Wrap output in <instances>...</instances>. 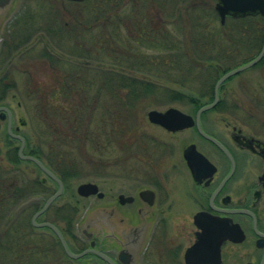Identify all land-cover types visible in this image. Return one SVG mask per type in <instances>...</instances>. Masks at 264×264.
<instances>
[{
    "label": "flooded vegetation",
    "instance_id": "obj_1",
    "mask_svg": "<svg viewBox=\"0 0 264 264\" xmlns=\"http://www.w3.org/2000/svg\"><path fill=\"white\" fill-rule=\"evenodd\" d=\"M25 2L10 0L0 6V128L3 129L0 162L4 158L9 163L0 164V264H264V214H261L264 210V139L255 134L264 135V120H260L257 130L249 122L255 120L252 113H247L244 123L253 131L249 132L236 127L230 118L222 117L225 128L228 130L230 126L224 136V129L215 133L207 122L210 126L211 122L217 124L216 115L225 112L230 116L234 106L213 105L203 110L199 115L201 131L224 146L228 156L200 133L195 124L171 131L149 122L146 117L149 123L171 135L184 129L192 132V138L181 141L178 165L167 164L164 159H168L166 156L172 148L137 120L128 142L119 141L117 145L125 155L138 157L149 165L125 169L119 166L118 170L125 171L114 176L104 175L100 182L81 181L93 183L96 188L79 193L77 186L81 182L75 183L76 169L59 165L55 153H42L36 143L30 145L29 137L20 133L17 125L24 121L14 117L8 103L14 97L11 92L14 71L26 72L31 82L29 89L42 91L41 82L32 73L39 72L44 58L49 63L58 61L54 58L59 54L53 48L59 46V40H64L58 38V8L53 3L42 7L28 6ZM118 9L135 11L138 7ZM74 24L67 28L69 36L77 33ZM76 24L84 29L90 25ZM72 38L69 39L77 44L74 49H78L81 43ZM36 45L37 49L33 47L29 52ZM95 46L102 47L101 43ZM32 51L35 53L31 54ZM102 71L105 75L106 70ZM105 82L106 78L99 85L105 88ZM51 89L57 98L59 90L65 87L56 83ZM111 103L114 107H135L122 101ZM260 106L264 112V105ZM196 109L188 113L194 116ZM208 112L216 113L210 121L205 115ZM15 135L23 139L22 156L36 158L59 182L33 160L19 156L20 139ZM201 142L211 146L210 153ZM191 145L213 166L204 169L202 175H196L186 164L184 154ZM131 150L133 154L129 153ZM238 151L248 165L251 158L256 159L261 165L260 171L248 170L245 176L237 175ZM103 168L95 167L93 173ZM236 180L242 182L236 184ZM198 212L205 220L228 226L205 231V237L200 238L203 231L194 222ZM233 223L240 231L230 226ZM236 234H240L238 239H234Z\"/></svg>",
    "mask_w": 264,
    "mask_h": 264
},
{
    "label": "rangeland",
    "instance_id": "obj_2",
    "mask_svg": "<svg viewBox=\"0 0 264 264\" xmlns=\"http://www.w3.org/2000/svg\"><path fill=\"white\" fill-rule=\"evenodd\" d=\"M116 1L112 0L111 3L116 4ZM174 1L175 4L170 7L169 19L171 22L165 21L161 27L167 32L165 38L168 39L167 41L160 39L163 45L168 48L162 50L160 47H152V43L148 41L143 43L139 41V45L136 44L137 42L135 43L133 37L139 27H136L134 22L131 21L132 19L128 17L130 14L127 13V9L118 10L120 6L106 5L104 6L105 14L99 15L98 10L93 13L90 10L88 12V6L83 1L26 0L25 3L28 6L46 7L53 3L58 8V27L60 28L58 38H64V40H59V46L53 48L55 53L59 54L56 57L57 59L54 58L58 61L49 63L44 58L39 72L32 73V76H35L41 82L42 91L37 92L29 89L31 88V82H29L30 79L26 72L14 71L11 74L14 85L11 92L14 97L8 103L12 107L14 117L16 119L20 117L24 121V124L17 125L19 126V132L25 133L29 137L30 145L34 146L36 143V147L39 146L44 154L46 152L49 155L52 152L57 154L60 151L62 155L67 156L73 169L78 172L77 177L74 179L75 183L89 179L100 182V177L102 178L104 175L114 176L116 172L125 171L118 170L117 167L119 166L125 169L126 167H145L149 165L142 162L138 157L130 156V154L125 155V151L122 152L123 148L117 145L121 140L108 137L107 129L113 120L110 118L113 117V113L118 112V108L113 106L111 103L113 100L109 95H106L107 88L99 85V82L106 78L104 76L107 74L106 72L105 75H102V70L110 69L114 71L117 69L119 75H124L136 82L135 89L138 91V97L133 103L135 109L131 111L134 113L131 115V112H129L127 118L118 116L116 123L129 126L132 132V126L138 120L141 126L148 129L150 134L160 142L167 143L170 146L169 149L172 148L169 155L166 156L168 159H164L167 164L178 165L181 141L192 138V132L189 129H184L174 135L165 133L158 126L147 121L146 110L149 108L163 110L165 107L173 105L184 112H190L191 104L188 98L184 97L185 95L191 94L197 98L200 97V101H207L205 99L207 85L201 82L203 77L207 75L205 71L207 62H203L204 58L216 61L217 65L222 64L224 67L229 68L233 63H240L249 59L257 51L255 47L231 42V39H229L231 29L227 25V29L220 27L225 23L228 16L224 18L223 23L219 22L213 9L216 0ZM124 2L121 5L122 7L129 6L131 3L135 6L147 7L149 5V0H124ZM192 4L196 6L197 11L195 9L194 12L187 11L193 8ZM181 8L182 12L185 13L176 14L180 13ZM155 9L156 7L148 9L151 11L150 14L154 12L152 14V24L154 26L158 25L161 19L164 21L161 14V19L156 16L155 13L159 12H155ZM180 16H182L183 21L179 19ZM93 18L95 22L92 23ZM137 18L139 21L143 16L140 15ZM77 21L84 23V25H90L84 29L83 26L76 24ZM71 23H75L73 27L77 31L74 36H69L66 33L68 32L67 28L71 27ZM145 27L147 29V25ZM65 30L67 31L65 32ZM232 32L235 33V29H232ZM225 34H228L229 37H225ZM70 37L77 38L81 43L78 49H74L77 44L75 40L69 39ZM91 39L95 42L101 40L102 47H93ZM207 39L215 43H213V46L211 44L201 50L203 46L198 45V43L207 44ZM37 46L29 48V52L33 47L37 49ZM218 46L226 50L221 58L216 54ZM199 50L202 53H199ZM34 53L32 51L31 54ZM189 55H191L190 58ZM132 60L134 64L131 67ZM113 62L119 63L115 64ZM31 68L34 70L33 66ZM56 83L59 86L64 85L68 91L71 88L70 93L72 96L64 93L67 92L65 89L59 90L62 94L58 93L57 98V93L52 95L51 88ZM79 84H84V86H80L81 89H79ZM167 87L171 88V93L174 92L172 96H169L171 93L166 92ZM123 89H119L118 93L122 94V98H130L131 95L121 93L127 91L125 88ZM78 91L84 93L83 98L77 96ZM221 95L224 99L222 105L234 106L232 112L229 111L232 114L227 116L225 112H219L218 115L215 112L205 113L209 117V121L214 115L218 119L217 124L211 122L212 126H210V122H207L209 129L215 133L224 129L222 135L225 136L224 131L230 130V126H228V130L225 128L224 121L220 120L223 117L230 118L236 124V127L253 132L252 128H247L248 126L244 123L249 116L247 113L250 112L255 120L250 119L249 122L251 126L253 125L258 130L260 120H264V112L262 106H260L264 103V65L255 64L233 74L223 83ZM261 100L262 103L260 102L258 105ZM51 105L64 107L86 105L90 118L85 117L84 121L80 120L73 131V126L70 127L64 118L67 117L68 113L64 110H61L59 114L52 113ZM81 116L82 114L79 115V117ZM55 128L59 129L58 134L55 133ZM2 132L3 129L0 128V134ZM255 134L264 139V135H260L258 132H255ZM106 139L108 140L106 141ZM53 145L56 149H52ZM200 145L208 153L211 152V146L208 144L201 142ZM133 152L134 150L129 151L131 154ZM240 152L238 151L239 169L237 175L244 174L245 176L248 170L258 173L261 169L259 162L251 158L248 165L243 160L244 156ZM0 164L9 165L4 158H2ZM152 165H156V163ZM102 166L104 168L99 169L101 171L96 172V174L93 173L95 167ZM240 182L242 180H236V184ZM261 212V214H264V210H261Z\"/></svg>",
    "mask_w": 264,
    "mask_h": 264
},
{
    "label": "trees",
    "instance_id": "obj_3",
    "mask_svg": "<svg viewBox=\"0 0 264 264\" xmlns=\"http://www.w3.org/2000/svg\"><path fill=\"white\" fill-rule=\"evenodd\" d=\"M67 1H69V0H67ZM111 1L112 0H83V2L86 3V5L88 6V12L90 10L93 13V12L98 10L100 12L99 15L105 14V12H104L105 7L104 6H106V5H109V6L113 5L115 7L116 6L122 7L121 5H123V3H125L124 0H117L116 4H112ZM167 1H169V2H167ZM73 2H77V1H73ZM174 4H175L174 0H149V5L147 7L137 5L136 6V7H138L137 10H135V11H133L131 9L127 10V13L130 14V15H128V17L132 19L131 21L134 22V25L136 27H139L138 30L136 31V35L133 37L135 40V43L137 42L136 43L137 45H139V43H138L139 41H141V43H143L144 41H148L149 43H152L151 44L152 47H155V48L160 47V49H162V50L168 49L166 45H163L162 40H160V39H164L166 41L168 40L165 38L167 32L165 31L164 28H161V27H162L163 23H165V21L171 22L169 19V15L171 14L170 7H172ZM134 6H135V4L131 3V4H129L128 7H134ZM192 6H193V8L191 10H187V11H193V12L195 10L197 11L196 6L193 4H192ZM153 7H156L155 12H159V13H155L156 16H159V18L161 19V17H160V14H161L164 18V21L161 19L159 24L158 25L156 24V26H154V24H152V22H153L152 14H154V12L152 14H150L151 11L148 10L149 8H153ZM184 13L185 12H183L182 14H184ZM176 14L180 15L181 12L176 13ZM140 15H142L143 18L138 21L137 17ZM179 19L181 21H183L182 16H180ZM91 21H92V23L95 22L94 18ZM77 22H80V21H77ZM110 25H112V24L110 23ZM146 25H147V29L145 27ZM226 25L231 30H230V37L228 34L227 35L225 34V37L226 36L229 37V39H231V42H233L234 44L235 43L246 44L247 46L257 48V51H258V49H259L258 47H260L262 41L264 40V15L248 14V15L238 16V17L228 16L225 23L220 25V27L227 29ZM112 27H113V25H112ZM232 29H235V33L232 32ZM59 31H60V28H59ZM58 37H59V35H58ZM210 37H212V36L210 35ZM158 40H160V41L158 42ZM206 41L208 43L207 44L204 43V45L201 43H198V45L203 46L201 48V50H204L205 46H208L211 44H212L211 46H213V43H215V42L208 40V39ZM100 43L102 44L101 40H98L97 42L92 41V44H98L99 45ZM216 49H217V47H216ZM225 51L226 50L224 48L218 46L216 54L219 58H221V56L223 55V53ZM257 51L255 52V54L257 53ZM199 53H202V51L200 52V50H199ZM134 56H135V54L133 55V57ZM247 60L248 59H246L240 63H233L229 68L237 66V65H239V64H241ZM201 61H202V57H201ZM203 62H205V63L207 62L206 63L207 65L205 66L206 67L205 71H206L207 75L205 77H203V80H201V82H202V84L207 85V92L205 93L206 94L205 99H207V101H205V102H204V100L200 101V97L197 98L191 94L185 95L184 97L188 98V100L191 104V109H190L191 111H194L198 106H200L206 102H209L212 99V86H213L214 81L222 72L229 69L228 67L227 68L224 67V65H222V64L217 65L218 63H216V61H213V60H209V59L204 58ZM113 63L118 64L119 62H113ZM133 64H134V61L132 60L131 67ZM255 64H258V65L263 64L264 65V55ZM255 64H253V65H255ZM112 71L113 70H110V69L106 70V72H107L106 82H105V87L107 88L106 95H109V97L113 101H122V102H127V103H134V101L138 97V91H136V89H135L136 88V82L130 78H127L124 75H119L118 74L119 71H117V69H115L113 72ZM231 76L227 77L220 84L219 89H218L219 99L215 105H222L223 104L224 99L222 98V95L220 96V92H222L223 83L228 78H230ZM108 81H110V83H108ZM80 86L83 87L84 84H79V86H78L79 89H81ZM123 88H125L127 91L126 92L122 91L121 93H126L128 95H131L130 98H122V94L118 93L119 89L124 90ZM170 89L171 88L167 87V89H165V90L167 93L168 92L171 93ZM59 93L62 94V92H59ZM64 93H67L68 96L71 95V93L69 91L64 92ZM83 94L84 93L79 92L77 94V96H79V98H83ZM172 94H174V92L171 93L169 96H172ZM58 96H59V94H58ZM73 96H74V94H73ZM260 102L262 103V100L258 102V105L260 104ZM262 105H264V103ZM116 108H118V110H117L118 112L113 113V117H111L110 119L116 120L118 118V116H121L123 118H127L129 112H131L132 110L135 109V107H133L132 105H122V106L119 105ZM61 110H64L68 113L67 117H64V118L67 120L70 127L73 126V131L75 130V127H77L78 123H80V120L84 121L85 117L90 118V114L87 113L88 109H87L86 105H69L67 107H64L61 105L60 106L51 105L52 113L59 114V112ZM106 111H108V110H106ZM80 114H82L81 117H79ZM115 123H116L115 121H112L109 128L107 129L108 130L107 134L109 135L108 137L120 139L123 142H128V140L131 138L133 131L131 132L129 126H124V125L118 126V125H115ZM131 129H133V126ZM55 133H59V132L55 131ZM73 135H75V134H73ZM119 135H121V136L118 137ZM53 148L55 149L54 146L52 147V149ZM61 153L62 152L59 151L57 154H55L56 159H59V165L71 166V162L68 160L67 156L62 155ZM71 167H73V166H71ZM77 175H78V173H74V176H77Z\"/></svg>",
    "mask_w": 264,
    "mask_h": 264
},
{
    "label": "water",
    "instance_id": "obj_4",
    "mask_svg": "<svg viewBox=\"0 0 264 264\" xmlns=\"http://www.w3.org/2000/svg\"><path fill=\"white\" fill-rule=\"evenodd\" d=\"M10 0H0V6H4L7 3H9ZM76 1H80V0H76ZM213 8L218 16L219 22L223 23L225 16L229 15V16H242V15H246V14H255V13H259L260 15H264V0H216L213 4ZM264 53V40L258 50V52L248 61L239 64L237 66H234L232 68L227 69L226 71L222 72L214 81L213 83V87H212V99L209 102H206L204 104H202L200 107H198L194 113V116H192L189 113H185L183 111H181L180 109L174 107V106H168L163 110H159L156 108H151L148 109L146 112V117L148 119L149 122L151 123H155L158 125L163 126L165 129L168 130H178L181 128H185L188 126H191L193 124H195L197 130L202 133L203 135H205L206 137H208L209 139H211L212 141H214L219 147L220 149H222V151H224L228 156L229 153L227 152V150L225 149L224 146H222L218 141H216L214 138L204 134L200 127H199V115L200 113L205 110L210 108L211 106L215 105L216 102L218 101V87L220 85V83L226 79L227 77H229L230 75H233L245 68H247L248 66L254 64L256 61H258V59L262 56V54ZM8 132L9 131V121H8ZM16 137H18L20 139V144L18 147V154L21 157H26L29 158L31 160H33L38 166H40L44 172H46L47 174H49L52 178L56 179L58 182L59 180L42 164L40 163V161H38L36 158L32 157V156H22L21 154V149L23 146V139L21 136L19 135H15ZM184 157L186 159V164L188 165V167L190 169H192V171H195L196 175H202L204 169L210 168L212 164L208 161V159L203 156L200 152L196 151L195 149H193V146L191 145L187 151L186 154H184ZM232 163V167H233V162ZM95 185L93 183L90 182H81L78 184L77 186V191L79 193H87V192H92L95 190ZM250 214H252L251 212H249ZM194 222L195 224L201 229V231H203V233L201 234L200 238H204L205 231H212L214 229H223L224 226H226V223H215L205 220V218L202 216L201 212H198L194 215ZM53 230H55V232L58 234V231L55 229V227L51 224H48ZM228 226V225H227ZM226 226V227H227ZM231 227H233V229L235 231H240V228L238 227V225L236 223L230 224ZM229 226V228H230ZM240 236V234H236V236L234 237V239H238ZM61 240V238H60ZM62 241V240H61Z\"/></svg>",
    "mask_w": 264,
    "mask_h": 264
}]
</instances>
